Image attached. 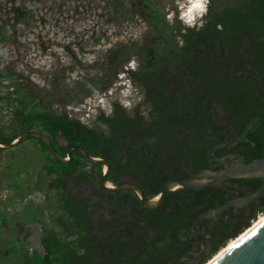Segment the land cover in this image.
<instances>
[{"label":"trees","instance_id":"obj_1","mask_svg":"<svg viewBox=\"0 0 264 264\" xmlns=\"http://www.w3.org/2000/svg\"><path fill=\"white\" fill-rule=\"evenodd\" d=\"M152 16L157 35L170 29L182 38V61H154L150 69L128 71L131 84L141 92L143 87L146 96L135 106L134 116L114 101L109 114L100 111L93 126H87L65 112L24 107L14 119L19 132L0 133V141L11 143L20 134L36 130L50 138L63 158L70 146H81L90 156L110 163L108 184L135 183L148 199L157 196L170 179L169 170L176 174L185 167L196 172L210 168L207 147L213 158L230 152L246 162L263 158L264 81L252 74L234 75L238 71L233 72L229 64L205 59L211 56L209 50H226L239 69L249 65L264 76V0H246L220 10L209 5L192 27H171ZM144 103L153 107L149 122L154 130L148 129L149 122L141 115ZM217 108L222 112L221 122L234 133L232 143L219 149L213 148L209 138L220 127L207 129L211 121L206 117ZM225 134L216 143L229 141L231 130ZM29 140L44 156L42 171L48 179L47 190L55 196V223L61 234L44 229L42 250L22 251L20 264H175L182 255L199 251L191 229L194 219L230 199L216 187L177 189L166 193L158 209L140 211L134 191L109 192L100 187L101 164H88L76 150L71 161L63 164L42 140ZM187 177L185 173L180 179ZM263 183V178H239L227 181L226 186L245 197ZM262 215L264 196L246 207L231 208L220 218L202 220L198 228L206 236V251L195 260L188 256L181 264H206ZM199 240L204 243L202 237Z\"/></svg>","mask_w":264,"mask_h":264},{"label":"rangeland","instance_id":"obj_2","mask_svg":"<svg viewBox=\"0 0 264 264\" xmlns=\"http://www.w3.org/2000/svg\"><path fill=\"white\" fill-rule=\"evenodd\" d=\"M245 1L208 0L188 22L190 0H0V133L19 132L14 119L24 107L65 112L87 126L100 111L109 114L114 101L131 114L142 96L128 71L150 64V55L159 61L164 51L178 53L174 30L157 38L153 13L168 26L192 27L209 5L220 10ZM43 160L30 140L4 151L0 264H20L22 251L42 250L44 229L61 234Z\"/></svg>","mask_w":264,"mask_h":264},{"label":"water","instance_id":"obj_3","mask_svg":"<svg viewBox=\"0 0 264 264\" xmlns=\"http://www.w3.org/2000/svg\"><path fill=\"white\" fill-rule=\"evenodd\" d=\"M258 77L264 81V76ZM231 132L232 136L228 142L216 144L214 145V147L224 148L229 146L233 140L232 129ZM29 137H34L42 140L46 144L48 151L51 153L52 157L60 163H69L72 159L73 150H76L82 154L83 158L88 164H101L103 166V175L100 179V187L109 192H119L125 190L134 191L139 198L140 211H153L161 207L165 202L166 193L168 191L177 190L174 189L175 187H178V189L192 190H201L207 187H216L226 191L230 197L227 202L198 215L191 224L193 237L196 240L199 251L182 255L175 264H181L182 261H186L188 256H192V260L198 259L206 251V236L198 228V224L202 220L220 218L222 214L228 213L231 208L246 207L264 196V183L257 191L245 197H239L234 190L226 186V182L232 179H264V157L246 162L240 155L236 153H229L226 156L215 159L216 162L214 164H211L212 155L211 149L209 147L207 148V163L209 164L210 168H206L198 172L194 171L191 167H186L180 170L176 175L171 176V178L162 185L159 194L154 197H158V200L155 202H153L154 198L148 199L142 187L135 183H124L120 186H113L108 184L106 181V177L110 172V163L108 161L90 156L87 151L81 146H70L67 150V157L63 158L54 149L50 138L45 133L36 130L27 131L20 134L11 143L0 141V167L3 162L4 151L17 148ZM184 172H188L189 177H187L186 179H180V176ZM199 237H202L204 239L203 244L200 242ZM215 264H264V224L253 233H251L247 238H245L240 244H238Z\"/></svg>","mask_w":264,"mask_h":264},{"label":"flooded vegetation","instance_id":"obj_4","mask_svg":"<svg viewBox=\"0 0 264 264\" xmlns=\"http://www.w3.org/2000/svg\"><path fill=\"white\" fill-rule=\"evenodd\" d=\"M177 35V34H176ZM157 38L158 39H160V40H162L163 39V34L162 35H158L157 36ZM177 40H178V43H179V45H178V47H177V51H178V53H175V56L174 57H168L167 55H172L170 52L169 53H165V51L164 52H162L160 55V59H159V61H182V58H180L179 57V53L181 52L180 51V48H181V46H182V38L181 37H178L177 36ZM209 52V54L211 55L210 57H208V58H206L205 59V61H223L224 63H227V64H229L230 65V68H231V70L233 71V69L234 70H237L238 72H236V73H233L234 75H244V76H248L249 74H252V76L253 77H255V78H257L258 80H262V79H260L258 76H263V75H257L256 74V72L255 71H253L250 67H249V65H246V70H241V69H239V67H238V65H237V63L236 62H234L232 59H230V58H228L227 57V51L225 50L224 52H219L217 49H214V50H209L208 51ZM150 54V53H149ZM162 58V59H161ZM149 61H152L150 64H147V65H145V66H142V65H139L138 66V69L137 70H135V71H141V70H143V67H145V68H147V69H150L152 66H153V61H154V56H151L150 55V59H149ZM236 68V69H235ZM234 72V71H233ZM128 76H129V74H128ZM170 77V76H169ZM190 79H191V77H190ZM130 80V79H129ZM177 87L175 86V89H176ZM143 92V93H142ZM142 92H141V96H142V100H144L145 98H146V96H145V91L143 90V87H142ZM147 107L146 109H145V115H143V117L145 118V120L146 121H150L149 120V114H150V112H152V110H153V107H152V105H150L149 103H144V107ZM134 109H135V107H134ZM134 109H133V111H132V113H131V116H134V114H135V111H134ZM221 116H222V112H221V109H220V111H217L216 109H212L207 115H206V117H209L210 118V121H211V123H209V125H208V127H207V129L208 128H212L213 126H219L220 127V131L216 134V135H214V136H211L210 138H209V141H211V145L213 146V148H215L214 147V145H216V144H222V143H220V142H217L216 143V141H218L219 139H220V137L221 136H223V135H226L225 133L226 132H228L229 130H231L232 128L229 126V125H226L225 123H222L221 122ZM148 129L149 130H154V125H153V123H151V122H149V125H148ZM231 136H232V134H231ZM225 139H226V137H225ZM230 139H231V137H230ZM233 139H234V133H233ZM233 141V140H232ZM228 142V141H227ZM224 143H226V142H224ZM208 148V147H207ZM210 148V147H209ZM215 149H219V148H215ZM211 152H212V150H211ZM230 153H233V152H230ZM207 154V153H206ZM229 154V153H228ZM227 154V155H228ZM212 155V154H211ZM226 156V155H225ZM215 159H218V158H213L212 157V160L213 161H215ZM216 162V161H215ZM229 164V163H228ZM186 168V167H185ZM184 169V168H183ZM182 170V169H181ZM185 173H188V172H184L183 174H185ZM177 174V173H176ZM176 174H171V172H170V170L168 171V175L170 176V178H171V176H174V175H176ZM182 174V175H183ZM181 175V176H182ZM181 176H180V178H181ZM188 177H189V174H188Z\"/></svg>","mask_w":264,"mask_h":264},{"label":"bare ground","instance_id":"obj_5","mask_svg":"<svg viewBox=\"0 0 264 264\" xmlns=\"http://www.w3.org/2000/svg\"><path fill=\"white\" fill-rule=\"evenodd\" d=\"M197 2V0H190L189 6H187V10L185 11L183 18L188 20V22H191L195 15L197 13H200L204 10V1L201 0L203 10L198 11L193 8V5ZM174 189H178V187H175ZM158 197L153 199V202L157 201ZM264 224V215L259 217L257 221L253 223V225L242 235H240L237 239H235L231 244H229L227 247H225L223 250H221L214 258H212L210 261H208L206 264H215L217 261H219L222 257H224L227 253H229L233 248H235L238 244H240L245 238H247L251 233H253L255 230H257L259 227H261Z\"/></svg>","mask_w":264,"mask_h":264},{"label":"snow or ice","instance_id":"obj_6","mask_svg":"<svg viewBox=\"0 0 264 264\" xmlns=\"http://www.w3.org/2000/svg\"><path fill=\"white\" fill-rule=\"evenodd\" d=\"M193 8L198 10V11H202L203 10V6L201 3V0H197V2L193 5Z\"/></svg>","mask_w":264,"mask_h":264},{"label":"crops","instance_id":"obj_7","mask_svg":"<svg viewBox=\"0 0 264 264\" xmlns=\"http://www.w3.org/2000/svg\"><path fill=\"white\" fill-rule=\"evenodd\" d=\"M144 108V109H143ZM147 107L145 106L144 107V105H142L141 106V115L143 116V115H145L144 113H145V109H146ZM130 116H131V114H130ZM154 125V124H153ZM155 126V125H154Z\"/></svg>","mask_w":264,"mask_h":264},{"label":"clouds","instance_id":"obj_8","mask_svg":"<svg viewBox=\"0 0 264 264\" xmlns=\"http://www.w3.org/2000/svg\"><path fill=\"white\" fill-rule=\"evenodd\" d=\"M208 3V0H204V4L207 5ZM205 11H206V8H205Z\"/></svg>","mask_w":264,"mask_h":264}]
</instances>
